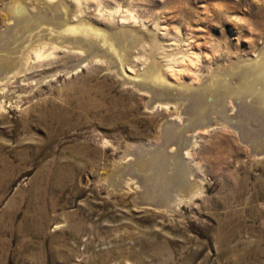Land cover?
<instances>
[{
    "label": "rangeland",
    "instance_id": "obj_1",
    "mask_svg": "<svg viewBox=\"0 0 264 264\" xmlns=\"http://www.w3.org/2000/svg\"><path fill=\"white\" fill-rule=\"evenodd\" d=\"M263 69L264 0H0V264H264V154L198 131Z\"/></svg>",
    "mask_w": 264,
    "mask_h": 264
},
{
    "label": "bare ground",
    "instance_id": "obj_2",
    "mask_svg": "<svg viewBox=\"0 0 264 264\" xmlns=\"http://www.w3.org/2000/svg\"><path fill=\"white\" fill-rule=\"evenodd\" d=\"M82 28V27H81ZM75 29V28H74ZM87 29V28H86ZM83 31V29H80V31ZM70 31V29L69 30H65V31H62V33H67V32H69ZM75 31H77V30H75ZM78 31H79V29H78ZM96 32L97 30H94L93 28H91V30L89 31V35H88V37L89 36H91L90 35V33H92V32ZM97 32H99V31H97ZM82 33V32H81ZM63 34V35H64ZM85 34H86V32H85ZM62 35V34H61ZM87 35V34H86ZM93 35V34H92ZM100 36H102V35H100ZM94 37H96V35H94ZM98 37V36H97ZM96 37V38H97ZM104 37H106L105 35L104 36H102L101 38H103L104 39ZM92 38V37H91ZM100 38V37H99ZM89 39V38H88ZM106 39H108V38H106ZM110 39V38H109ZM100 40V39H99ZM77 41V40H76ZM103 41V40H102ZM107 41V40H106ZM72 42V41H71ZM78 42V41H77ZM57 43V42H56ZM59 43V42H58ZM79 43V42H78ZM101 43V42H100ZM107 43V42H106ZM112 43V42H111ZM61 44V43H60ZM110 44V43H109ZM72 45V44H71ZM75 45V44H74ZM106 45V44H105ZM108 45V44H107ZM112 45L114 46V44L112 43ZM111 45V46H112ZM82 47V46H81ZM106 47V46H105ZM109 47V46H108ZM107 47V48H108ZM76 48V47H75ZM83 48V47H82ZM117 48V47H116ZM144 47H142V48H140L139 49V53H138V57H137V59L139 60V61H143V60H147V61H151L152 62V55H151V51H148L147 49H145V50H141V49H143ZM113 50L115 49V47L114 48H112ZM38 52V51H37ZM142 52V53H141ZM37 54V53H36ZM150 55V56H149ZM144 62V61H143ZM108 63V62H107ZM121 63V62H120ZM234 65H236V64H234ZM234 67V66H233ZM232 67V68H233ZM241 67V66H240ZM242 68V67H241ZM248 68V67H247ZM245 69V68H244ZM249 69V68H248ZM254 69V68H253ZM118 70H121V69H118ZM172 70V69H171ZM239 70V69H238ZM264 70V69H263ZM166 71V70H165ZM170 71V70H169ZM241 71V70H240ZM249 71V70H248ZM252 71H254V70H252ZM172 72H174V71H172ZM172 72L170 73V74H172ZM260 72V71H259ZM181 73V72H180ZM122 74H124L123 73V70H121V75ZM157 74V75H156ZM169 74V75H170ZM178 74V73H177ZM228 74H230V73H228ZM248 75H246V76H239L238 75V78H236V80H235V82L233 83L232 82V84L231 85H229V86H226V87H223L224 85H222V83H223V81H215L214 82V84H212V86H210V85H208V87L210 86V88L212 87V89L213 90H215L216 91V95L219 97V99L221 100H230L233 104H234V107L233 106H231L232 108L229 110L228 109V107H227V105H225L224 107L226 108L225 109V113H223L222 114V116H218L217 115V113H214L215 115H216V118H208V122H207V124H202V125H200V126H202L201 127V130H200V127H198V125H197V127L199 128V130L198 131H202V132H204V131H207V129H209V128H213V127H218L219 125H220V123H224L225 125L223 126V127H225V129H227V128H230L231 130H233L234 131V133L235 134H238V132H237V130L236 129H238V127H239V129H242V132H243V136H240L239 135V138H240V140L241 141H244V143L249 147V148H251L250 150H256L254 153L255 154H257V155H262V154H264V137L263 138H261V144L260 143H256L255 141V139H251V137H253V136H255L254 134H252L254 131H253V129H249L250 127L248 126L249 125V123H248V121H247V119H249L250 117H247V119L246 118H243L242 117V115H240V116H237L236 118L235 117H232V119L229 117V112H233L234 111V108H236L237 110H239L240 111V114H242L244 111H245V109H247V108H249V109H254L256 112H258V113H261V114H263V118H264V76H259V77H257V79L258 80H253V77L252 76H249V73H247ZM262 74V73H261ZM173 75V74H172ZM172 75H170V76H172ZM215 75V74H214ZM253 75V74H252ZM260 75V74H259ZM217 76V75H216ZM223 76H225V75H223ZM227 76V75H226ZM123 77H125V76H123ZM161 78V75L159 74V71H156V73H154V77H153V79L155 80V79H160ZM178 78V77H177ZM216 78V77H215ZM127 79V78H126ZM226 79H227V77H226ZM128 80V79H127ZM152 80V79H151ZM165 80V79H164ZM175 80V79H174ZM261 80V81H260ZM160 81V80H159ZM163 81V80H162ZM161 81V82H162ZM176 81V80H175ZM233 81V80H232ZM254 81V82H253ZM145 82V81H144ZM154 82V81H153ZM156 82H157V80H156ZM155 82V83H156ZM160 82V83H161ZM181 83V82H180ZM196 83V82H195ZM195 83H193V84H195ZM231 83V82H230ZM229 83V84H230ZM146 85H148V84H146ZM145 85V86H146ZM150 85V84H149ZM148 85V86H149ZM154 85V84H153ZM162 85V84H161ZM155 86H157L156 84H155ZM158 86H159V84H158ZM189 86V85H188ZM153 87V86H152ZM163 87H165V86H163ZM190 87H191V85H190ZM193 87V86H192ZM207 87V86H206ZM144 88H146V87H144ZM156 88V87H155ZM216 88V89H215ZM198 89V88H197ZM151 90H152V88H151ZM150 90V91H151ZM211 90V89H210ZM146 91V90H145ZM144 91V92H145ZM149 91V90H148ZM153 91V90H152ZM190 91V90H189ZM202 91V90H201ZM147 92V91H146ZM158 92V91H157ZM177 92H178V90H177ZM214 92V91H213ZM213 92H212V94H213ZM166 93V92H165ZM151 94H152V92H151ZM167 94V93H166ZM189 94V93H188ZM168 95V94H167ZM203 95V94H202ZM158 96V95H157ZM206 96H207V92H206ZM168 98V97H167ZM195 98V97H194ZM165 99V98H164ZM169 99H170V101H172L171 100V98L169 97ZM173 99V98H172ZM190 99V98H189ZM193 99V98H192ZM199 99V98H198ZM216 99V98H215ZM166 100V99H165ZM176 101V99L174 100V102ZM191 101V100H190ZM195 101V100H194ZM209 101V100H208ZM217 101V100H216ZM155 102H157V101H155ZM154 102V103H155ZM161 102H163V103H166V101H162V99H161ZM168 102V101H167ZM181 102V101H180ZM206 102V101H205ZM228 102V101H227ZM170 103V102H169ZM200 103V102H199ZM159 104V103H158ZM193 104V103H192ZM225 104V103H224ZM227 104V103H226ZM197 105L199 106V104L197 103ZM216 105V104H215ZM232 105V104H231ZM176 106V105H175ZM217 106V105H216ZM178 107H180L179 105H178ZM211 107V106H210ZM209 107V108H210ZM181 108V107H180ZM201 108H202V106H201ZM213 108V107H212ZM211 108V109H212ZM218 108V107H217ZM176 109V108H175ZM177 109H179V108H177ZM176 109V110H177ZM188 110H190V108L188 109ZM203 111V110H202ZM208 111V110H207ZM217 111V110H216ZM215 111V112H216ZM255 111H253V112H255ZM209 112V111H208ZM212 112V111H211ZM211 112H209V113H211ZM219 112V111H218ZM235 112V111H234ZM187 113V112H186ZM213 113V112H212ZM239 114V113H238ZM209 115V114H208ZM200 116V115H199ZM205 116V115H204ZM251 116V115H250ZM190 117V116H189ZM188 117V118H189ZM198 117V116H197ZM211 117V116H210ZM239 118H241V119H239ZM261 118V117H260ZM197 119V118H196ZM199 119V118H198ZM205 119V118H204ZM204 119H202L203 121H205ZM190 120H192L191 118H189V121ZM224 120V121H223ZM180 121V120H179ZM194 121V120H193ZM198 121H201V120H198ZM247 121V122H246ZM184 122V121H183ZM186 122H188L187 120H186ZM185 122V123H186ZM195 122V121H194ZM169 123V122H168ZM184 123V124H185ZM203 123H205V122H203ZM179 124V123H178ZM183 124V123H182ZM192 124V123H191ZM199 124V123H198ZM167 125V124H166ZM194 125V124H193ZM185 125H182V127L180 126V128H181V130H180V132H179V130H177L178 131V133L176 134L177 135V137H176V139H174L175 140V142L174 143H171V141H170V143L168 142V144H166V142H165V140H166V138H165V140H164V143L162 144V152H161V154H164V153H166V150H167V148L169 147V146H175V148H176V152L173 154L174 155V157H177V159L181 162V163H183V165L184 164H186V161H185V157H184V154H186V153H184L183 151L186 149V147H188V148H192L193 147V145H194V140H193V136H194V134L192 135V136H187L185 133L186 132H188V130L189 129H187L188 128V125H187V127L185 128L184 127ZM191 126V125H190ZM189 126V127H190ZM165 127V126H164ZM174 127V126H173ZM194 127L196 128V126L194 125ZM166 128V127H165ZM164 128V129H165ZM193 128V127H192ZM194 128V129H195ZM194 129H191V130H189L190 132H194V131H197V130H194ZM229 129V130H230ZM176 130V129H175ZM194 130V131H193ZM166 131V130H165ZM197 131V132H198ZM255 133V132H254ZM256 134V133H255ZM252 135V136H251ZM258 136H260V135H258ZM191 137V138H190ZM168 138V137H167ZM170 138V137H169ZM255 138V137H254ZM177 140V141H176ZM173 141V140H172ZM257 144H259L260 145V149L258 150V149H255L256 147H257ZM253 152V151H252ZM170 154V153H169ZM152 155V154H151ZM172 155V154H171ZM164 156V155H163ZM168 155H166V157H167ZM172 157V156H171ZM171 157H169V158H171ZM164 158V157H163ZM172 159V158H171ZM166 160V159H165ZM172 161V160H171ZM172 164V163H171ZM187 165V164H186ZM174 166V165H173ZM178 167V166H177ZM181 169H182V167H181ZM177 196L175 195H171V197H170V199L168 200V203H166V204H164L163 206L164 207H167V208H171V206L176 202V200H177V198H176ZM172 199H174V200H172ZM154 200V199H153ZM152 206H155L156 204H151Z\"/></svg>",
    "mask_w": 264,
    "mask_h": 264
},
{
    "label": "water",
    "instance_id": "obj_3",
    "mask_svg": "<svg viewBox=\"0 0 264 264\" xmlns=\"http://www.w3.org/2000/svg\"><path fill=\"white\" fill-rule=\"evenodd\" d=\"M223 121H224V120H223ZM256 124H257V126L259 125V123H257V122H256ZM257 126H256V127H257ZM258 128H259V129H262V130L264 131L263 128H260L259 126H258ZM236 130H237V132H238V135L243 136L242 129H239V127H238V129H236Z\"/></svg>",
    "mask_w": 264,
    "mask_h": 264
}]
</instances>
